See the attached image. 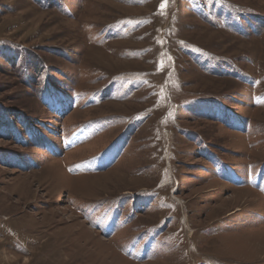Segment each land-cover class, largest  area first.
<instances>
[{"label":"rangeland","instance_id":"obj_1","mask_svg":"<svg viewBox=\"0 0 264 264\" xmlns=\"http://www.w3.org/2000/svg\"><path fill=\"white\" fill-rule=\"evenodd\" d=\"M162 4L0 0V264H264V0Z\"/></svg>","mask_w":264,"mask_h":264},{"label":"bare ground","instance_id":"obj_2","mask_svg":"<svg viewBox=\"0 0 264 264\" xmlns=\"http://www.w3.org/2000/svg\"><path fill=\"white\" fill-rule=\"evenodd\" d=\"M30 178V177H29ZM48 180H50V179H48ZM54 180V179H53ZM52 179H51V182L53 181ZM45 182H47V181H45ZM55 183V182H54ZM45 185V184H44ZM53 185H56V183L55 184H53ZM43 186V185H42ZM47 186H49L48 185V183H47ZM50 187V186H49ZM48 187V188H49ZM33 193V192H32ZM27 194V193H26ZM29 194V193H28ZM30 196H31V193L29 194ZM29 195H28V197H29ZM34 196H35V194H33ZM23 197H24V195H22ZM21 196V197H22ZM27 196V195H26ZM33 197V196H32ZM29 199V198H28ZM23 200V199H22ZM38 200V199H37ZM23 201H26V200H23ZM27 203V202H26ZM56 215V214H55ZM22 222V221H21ZM61 222V221H60ZM70 227V226H69ZM65 230V229H64ZM30 231V230H29ZM33 232V231H32ZM39 232H43V230L42 231H39ZM46 233V232H45ZM37 234V233H36Z\"/></svg>","mask_w":264,"mask_h":264},{"label":"snow or ice","instance_id":"obj_3","mask_svg":"<svg viewBox=\"0 0 264 264\" xmlns=\"http://www.w3.org/2000/svg\"><path fill=\"white\" fill-rule=\"evenodd\" d=\"M166 5H167V0H164V4L161 5V8L166 7Z\"/></svg>","mask_w":264,"mask_h":264}]
</instances>
